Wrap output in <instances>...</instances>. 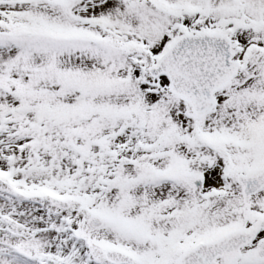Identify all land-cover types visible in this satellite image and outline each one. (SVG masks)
Listing matches in <instances>:
<instances>
[{
	"label": "snow or ice",
	"instance_id": "snow-or-ice-1",
	"mask_svg": "<svg viewBox=\"0 0 264 264\" xmlns=\"http://www.w3.org/2000/svg\"><path fill=\"white\" fill-rule=\"evenodd\" d=\"M0 264H264V0H0Z\"/></svg>",
	"mask_w": 264,
	"mask_h": 264
}]
</instances>
